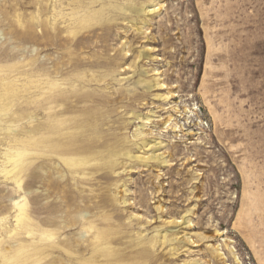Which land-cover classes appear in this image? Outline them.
Instances as JSON below:
<instances>
[{
    "label": "rangeland",
    "instance_id": "rangeland-1",
    "mask_svg": "<svg viewBox=\"0 0 264 264\" xmlns=\"http://www.w3.org/2000/svg\"><path fill=\"white\" fill-rule=\"evenodd\" d=\"M104 5V30L81 42L90 46L81 57L93 63L66 64L62 75L94 78L89 89L109 101L104 129L118 141L117 168L82 194L104 186L110 201L56 207L62 195L34 168L19 174L31 190L32 218L57 222L60 237L84 255L94 231H107L125 264H264V0H103L95 8ZM37 10V0H0V65L17 88L23 60L36 56L38 44L26 46L22 35ZM40 50L49 71L59 53ZM0 99L1 171L25 102ZM6 175L0 217L13 214L20 194ZM45 193L49 202L39 198ZM74 216L94 220L92 232L72 224ZM14 222L11 215L7 225Z\"/></svg>",
    "mask_w": 264,
    "mask_h": 264
},
{
    "label": "bare ground",
    "instance_id": "bare-ground-1",
    "mask_svg": "<svg viewBox=\"0 0 264 264\" xmlns=\"http://www.w3.org/2000/svg\"><path fill=\"white\" fill-rule=\"evenodd\" d=\"M43 1L37 0L36 14L25 23L22 36L26 46L37 43L38 47L36 56L25 51L28 55L21 64L24 79L19 88L14 79H7L3 73L5 66L0 65V95L3 93L6 98L23 96L25 102L19 113L23 124L18 135L10 128L7 137L5 160L10 166H4L0 171L15 181L20 193L19 199L11 204L13 214L0 217V231L3 232L0 264H58L57 261L61 264H125L107 231H94L95 241L87 245V255H84L75 252L73 244L60 237L61 226L57 222L45 227L43 220L35 221L29 196L31 190L25 188L19 177L21 173L29 177L34 168H40L41 183L48 185L53 193L62 195L61 202L55 206L65 205L73 212L82 210L81 202L87 198L110 201L108 187H100L99 193L95 189H89L86 195L82 192L87 191L86 184L100 185L99 178L117 168L114 158L118 154V141L109 140L104 129L109 113L104 107L109 101L101 100L89 89L94 78H88L86 74L75 78L62 75L66 64L77 68L80 62L93 63L90 57H81V49L90 47L81 42L91 38L97 27L104 30L106 7L95 8V4L103 0H54L53 13L47 20L43 15L47 14L52 0ZM110 7L125 11L120 4H110ZM142 11L145 9L136 10ZM60 23L64 26L60 27ZM41 46L59 53L49 71L45 70L39 57ZM20 92L22 96H19ZM0 130L4 128L0 126ZM39 198L49 202L47 193L40 194ZM41 209L43 207H37V211ZM11 215L14 227L7 225ZM70 221L87 225L89 233L95 223L83 216L71 217ZM3 240L7 242L5 245ZM132 264L143 263L135 260Z\"/></svg>",
    "mask_w": 264,
    "mask_h": 264
}]
</instances>
